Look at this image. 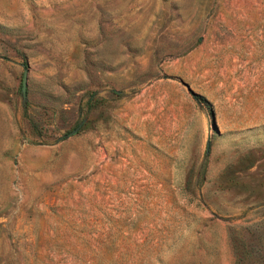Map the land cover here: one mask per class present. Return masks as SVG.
Here are the masks:
<instances>
[{
    "label": "rangeland",
    "instance_id": "rangeland-1",
    "mask_svg": "<svg viewBox=\"0 0 264 264\" xmlns=\"http://www.w3.org/2000/svg\"><path fill=\"white\" fill-rule=\"evenodd\" d=\"M0 264H264V0H0Z\"/></svg>",
    "mask_w": 264,
    "mask_h": 264
},
{
    "label": "water",
    "instance_id": "water-1",
    "mask_svg": "<svg viewBox=\"0 0 264 264\" xmlns=\"http://www.w3.org/2000/svg\"><path fill=\"white\" fill-rule=\"evenodd\" d=\"M26 72H27L26 69H24L23 72H22L21 85H20V91H21V95H22L23 98L25 97ZM78 127H79V125L76 126L73 129H71L69 132L66 133V136H69V135L75 133L77 131ZM206 145H208V141H206Z\"/></svg>",
    "mask_w": 264,
    "mask_h": 264
}]
</instances>
